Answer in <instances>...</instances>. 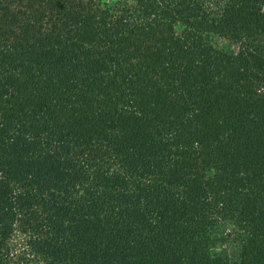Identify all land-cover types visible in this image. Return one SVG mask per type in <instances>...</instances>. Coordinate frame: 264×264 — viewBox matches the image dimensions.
Instances as JSON below:
<instances>
[{"label": "trees", "instance_id": "obj_1", "mask_svg": "<svg viewBox=\"0 0 264 264\" xmlns=\"http://www.w3.org/2000/svg\"><path fill=\"white\" fill-rule=\"evenodd\" d=\"M0 264H264V0H0Z\"/></svg>", "mask_w": 264, "mask_h": 264}, {"label": "rangeland", "instance_id": "obj_2", "mask_svg": "<svg viewBox=\"0 0 264 264\" xmlns=\"http://www.w3.org/2000/svg\"><path fill=\"white\" fill-rule=\"evenodd\" d=\"M176 31L179 32V29H177ZM222 43H223V42H221V43L219 42L218 45H219V46L222 45V46H224V47H228V48L231 49V50L234 49V47H235V45L232 44V43H223V44H222ZM18 239H19V238H18Z\"/></svg>", "mask_w": 264, "mask_h": 264}]
</instances>
